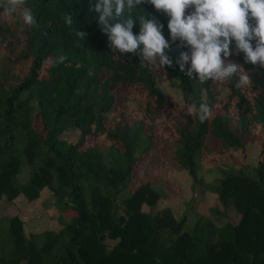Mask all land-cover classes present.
<instances>
[{
	"label": "trees",
	"instance_id": "1",
	"mask_svg": "<svg viewBox=\"0 0 264 264\" xmlns=\"http://www.w3.org/2000/svg\"><path fill=\"white\" fill-rule=\"evenodd\" d=\"M96 2L27 0L39 28L23 25L18 14L0 19V199L31 200L47 188L67 217L58 229L25 234L18 211L0 214V264H264V68L245 63L233 45L229 60L252 77L251 87L237 89L238 76L201 84L187 77L189 65L180 71L177 61L188 49L177 41L168 52L172 65L153 70L137 55L111 51ZM137 8L134 15L155 16L170 40L162 12L151 4ZM74 29L87 33L84 41ZM133 32L139 33L138 21ZM60 54L64 63L45 62ZM158 77L177 80L182 106L161 90ZM119 87L126 100L108 122ZM193 98L197 106L209 104L210 119L189 113ZM128 100L135 103L132 113ZM166 110L173 115L159 125ZM68 129L78 131L75 140L59 136ZM255 136L262 139L254 165L227 160L245 158ZM152 145L161 162L133 186L134 167ZM198 161L216 175L199 174ZM24 164L28 175L21 179ZM175 169L187 170L191 186L216 194L223 208L210 207L189 228L186 212L177 218L170 206L155 207L161 196L155 185ZM5 230L9 235L1 236Z\"/></svg>",
	"mask_w": 264,
	"mask_h": 264
},
{
	"label": "clouds",
	"instance_id": "2",
	"mask_svg": "<svg viewBox=\"0 0 264 264\" xmlns=\"http://www.w3.org/2000/svg\"><path fill=\"white\" fill-rule=\"evenodd\" d=\"M141 4H151L168 18L170 40L165 38L164 25L155 16L144 11L134 15ZM26 5L27 0H0V19L18 14L23 25L39 28L32 9ZM94 11L111 51L137 55L142 62L162 69L172 65L168 52L179 41L188 49L177 61L180 71L189 65L187 77L201 84L209 80L223 83L238 76L237 89L251 87L252 77L242 65L229 60L233 45L237 54H243L245 63L264 68V0H97ZM63 19L67 26L73 25L71 14L66 13ZM137 21L139 33L134 34ZM74 31L84 41L87 33ZM66 60L67 56L60 54L45 62L56 66ZM188 111L201 122L213 116L208 103L197 106L194 98Z\"/></svg>",
	"mask_w": 264,
	"mask_h": 264
},
{
	"label": "rangeland",
	"instance_id": "3",
	"mask_svg": "<svg viewBox=\"0 0 264 264\" xmlns=\"http://www.w3.org/2000/svg\"><path fill=\"white\" fill-rule=\"evenodd\" d=\"M153 70H157V67L150 66ZM157 84L161 88L162 91H164L172 100L173 104L180 107L183 105V99L182 94L180 91V88L178 87L177 80L175 79H165L163 77L157 78ZM227 93V89L223 88L221 92V97H223ZM116 101L111 108L110 111L106 113L108 122L113 121L116 117L118 107L122 105V103L126 100L125 95L123 93L122 88L116 89ZM127 109L130 113L135 111V103L132 100L127 101ZM173 113L169 110L164 111L161 115H159L156 118V122L159 125L165 124L171 117ZM35 126L40 129L41 124L38 118L36 117L35 120ZM60 137L65 138L68 141H73L78 136V131L75 129H68L64 130L59 134ZM262 136H255L248 139L246 142V148H247V156L245 158L236 155V156H227V160H232L238 163L248 162L250 165H254L258 160V153H259V147L261 142ZM89 141L93 142L95 141L94 136L89 137ZM161 162V157L159 155V146L158 145H152L150 150L142 154L137 162V164L134 167L133 171V186L136 185L138 182L142 181L150 172H152ZM199 165V174L204 176L206 179H212L216 172L214 170L208 169L206 166L201 165V163L198 161ZM175 173L173 175L172 173ZM171 175L174 183L170 182L171 177L168 176V179L166 181H160L155 186L159 190L161 196L157 200L155 207L161 208L163 206H170L173 210L175 216L177 218L181 217L185 212L188 215V220L186 223V226L191 228L193 221L200 217L201 215H205L208 213L209 208L212 206L218 205L220 209L223 207L218 203L216 196L211 191H201L198 186L192 187L191 186V177L187 170H177L175 169L172 171ZM28 175V166L26 164L23 165L21 172L19 174L21 179L26 178ZM169 180V181H168ZM168 181V182H167ZM172 183V184H171ZM130 188L124 189L118 196H117V202H120L121 199L127 195V193L130 191ZM50 191L47 188H43L40 191V198H42V206H45V209L47 210L49 208V211L45 213V215L41 218L33 217L35 210L32 209L28 211V215L30 216V219L28 220V223H37L38 226H36L35 231H39L45 228H59L61 225L58 224L57 217L60 218V221H64L67 219V217L63 214H60L56 207L52 205L49 201V194ZM22 201H26L27 198L25 196H22ZM17 199V198H16ZM12 200H8L5 197H2L0 199V214L1 215H8L10 216L13 213H16L18 202ZM32 200V199H31ZM20 201V202H22ZM53 207V208H52ZM142 208L144 210H149L150 206H148L146 203L142 204ZM43 211V210H42ZM119 212H121V209H119ZM228 215L231 220L236 221L239 217L238 213L233 210H228ZM53 216V217H52ZM56 216V218H54ZM27 227H29V224H26ZM28 231V230H27ZM7 236L9 235V232L5 230L1 236ZM116 240L114 239H106V242H108L110 245L115 243Z\"/></svg>",
	"mask_w": 264,
	"mask_h": 264
},
{
	"label": "crops",
	"instance_id": "4",
	"mask_svg": "<svg viewBox=\"0 0 264 264\" xmlns=\"http://www.w3.org/2000/svg\"><path fill=\"white\" fill-rule=\"evenodd\" d=\"M172 174L175 175L174 172ZM173 175H170V177H171L170 182H172V183H174V180L172 178ZM207 180H210V179H207ZM47 195H49V197H50L49 198V201L53 205V195H52V193L50 192ZM214 195L216 196V194H214ZM16 198L14 200V201L18 202L16 211L19 212L21 218L23 219V229H24L25 234H29L30 232H36L35 231V228H36V226H38V224L35 223V222L28 223V220L30 219V216L27 214L28 211L31 210V209L33 211L35 210L33 217L41 218V217H43L45 215L46 211L47 212L49 211V208L46 210L45 209V206L44 205L43 206L41 205L43 200H42V198H40V195L38 197L32 199V200H28L27 199L26 201H22L21 196H18ZM216 199H217V197H216ZM20 201H22V202H20ZM53 207H54V205H53ZM54 218H56V216ZM57 220L59 221L57 225H61V224H63L65 222V220L64 221H60V218L59 217H57ZM26 224H29V227H27ZM56 229H58V228H56Z\"/></svg>",
	"mask_w": 264,
	"mask_h": 264
}]
</instances>
